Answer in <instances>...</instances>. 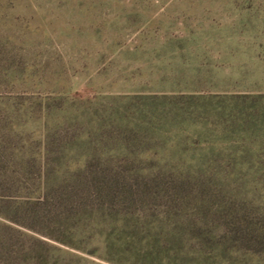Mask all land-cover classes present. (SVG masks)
<instances>
[{
  "label": "rangeland",
  "instance_id": "rangeland-1",
  "mask_svg": "<svg viewBox=\"0 0 264 264\" xmlns=\"http://www.w3.org/2000/svg\"><path fill=\"white\" fill-rule=\"evenodd\" d=\"M0 98V173L133 202L107 249L0 204V264H264V0H0Z\"/></svg>",
  "mask_w": 264,
  "mask_h": 264
},
{
  "label": "trees",
  "instance_id": "trees-1",
  "mask_svg": "<svg viewBox=\"0 0 264 264\" xmlns=\"http://www.w3.org/2000/svg\"><path fill=\"white\" fill-rule=\"evenodd\" d=\"M34 178L28 172L21 176L0 173V204L16 201L21 210L20 219L17 220L20 225L35 230L60 244L75 247L72 243L75 238L73 236L79 237L84 233L93 234L95 231L93 228H96L95 234L105 240L107 249L108 242L115 238L114 232L126 226L132 216L127 211V208L133 205L131 184H129L128 178L123 176L93 178L81 174L74 176L69 181V177L64 175L51 177L46 173L39 178V185ZM70 185H81L80 193L75 192V189L64 192L63 189ZM114 208L116 209L114 210ZM86 210H90L93 214V216L91 215L93 221L74 227L73 236L68 235V239H59L49 233L50 221L53 219L62 221L65 218L70 220L76 217L82 218V213H86ZM112 210L117 214L116 216L112 215ZM6 218L12 220L7 215ZM109 218H114L115 221H111ZM137 222L139 223V221Z\"/></svg>",
  "mask_w": 264,
  "mask_h": 264
}]
</instances>
